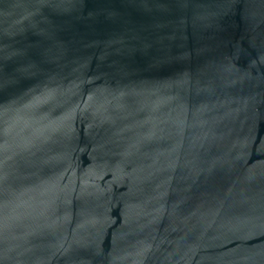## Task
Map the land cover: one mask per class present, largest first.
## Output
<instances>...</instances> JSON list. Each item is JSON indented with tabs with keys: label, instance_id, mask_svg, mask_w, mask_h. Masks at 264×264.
<instances>
[{
	"label": "water",
	"instance_id": "obj_1",
	"mask_svg": "<svg viewBox=\"0 0 264 264\" xmlns=\"http://www.w3.org/2000/svg\"><path fill=\"white\" fill-rule=\"evenodd\" d=\"M0 264H264V0H0Z\"/></svg>",
	"mask_w": 264,
	"mask_h": 264
}]
</instances>
